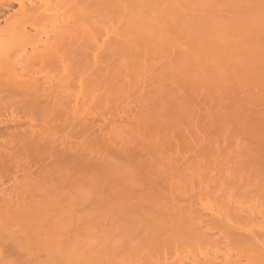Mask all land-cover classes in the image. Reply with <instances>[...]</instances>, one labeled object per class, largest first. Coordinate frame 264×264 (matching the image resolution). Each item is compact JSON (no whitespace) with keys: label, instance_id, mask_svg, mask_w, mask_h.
Listing matches in <instances>:
<instances>
[{"label":"bare ground","instance_id":"obj_1","mask_svg":"<svg viewBox=\"0 0 264 264\" xmlns=\"http://www.w3.org/2000/svg\"><path fill=\"white\" fill-rule=\"evenodd\" d=\"M255 2L256 3L259 2V3L256 4ZM15 4H17L18 6ZM255 4L257 5V7L259 6L261 9H259V7L255 9L256 8ZM262 4H264V0H0V16H4L6 12L9 10L12 11L11 13L8 12L9 13L8 15L6 14V18H4L5 24L2 25L0 23V117H1L0 118V178H1L0 179L1 180L0 181L1 182L0 183V186H1L0 188V264H171V261H170L171 259L169 260V258H171L170 257L171 252L174 251L173 253H175L176 251L177 253V251L179 250V247L180 249L181 247H184L186 245L188 247L189 242H190L189 245H193L192 242L194 243L196 239H197L196 243L199 244L201 242V236H203L204 238H208L210 234H208V232L203 227L205 222L201 218L199 220L197 219L198 212L195 210L196 214H193L194 212L193 213L191 212L190 214L189 213L186 214V209H187L186 207H184L185 212L181 211L183 206H186L185 204L191 203V199H190L191 197L188 198L190 199V201L189 200L185 201L182 198L179 199L177 196L179 195V192L175 190L176 191V193H174L175 197L174 195H172L170 196L172 198L170 197L167 199L164 198V197H168V195L165 194L164 192L165 190L163 189L166 188V185L170 182L163 185L165 180L161 179V176L162 178L164 176L165 178L167 177L166 181H169L170 175L167 171L170 169V167L172 168L175 167L174 164L176 161L174 158L178 156L176 153H178L180 149L178 146L177 148L179 150L177 149L178 151L175 152L174 151L175 146L172 148L171 144H173V142L176 141V140L175 141L172 140L174 139V137H176L175 136L176 133H174L176 129L177 130L182 129L179 132L177 131L178 132L177 137H179L180 135L179 138L185 139L186 137L187 139L188 135H192V137L194 138L195 136H193V134L190 133L192 129L191 126L194 125L195 120L198 121L197 119H199V121L201 122L200 120L201 118L197 117L196 119V116H198L199 113L195 114L197 113L196 111L197 108L195 109V107L203 108V107H207L208 105V107L210 108V106L214 103V102L211 103L212 101H215L216 103V104H213V106L220 104V101L217 99H214V100L213 98H210L208 100L205 99L209 91V88H212V85H216V86L218 85V87L222 86L223 89L221 87L218 88V90L221 89L222 92L226 91L225 89L227 88L230 89L229 88L230 83L233 84L232 81L233 79H236V74H237V72H235L236 68L234 70L233 66H235L236 64H240V65L243 64L242 66H244V68L247 69L245 59H250L248 57L254 54L255 50H256V53L252 56L254 57L256 56L258 58L259 53H260L259 54L260 56L263 55L262 52H264L263 51L264 45H261L260 49L258 47L259 46L258 43L261 42L260 40H263V44H264V38L260 39V37L264 36V14H263L264 12H262L264 11V8L262 7L264 5ZM14 5L16 6V8L19 7L17 8L18 10L14 8L15 7ZM11 9H13L14 11ZM60 11L61 13L65 12L64 18L60 16L61 13H58ZM233 13H235L234 16L232 15ZM58 18H61V19H58ZM240 20L242 23L240 22ZM230 22L231 24H229ZM244 22L245 24L244 26H242ZM107 23L109 25H106ZM250 24L251 26H249ZM229 25L230 26L233 25L235 28L233 26L230 27ZM239 26H241L243 29ZM236 27H239V28H236ZM30 28L32 30H35L36 34L41 35L39 39H35L33 42H29V40L34 37L30 33ZM246 28H248L249 31L246 30ZM203 29H205L204 30L205 32L203 31ZM210 29L212 32L210 31ZM231 29L242 30L241 35H243L244 37L239 36L240 34L238 35L235 34L234 36L235 32L232 31ZM228 30L229 31L231 30V31L227 32ZM245 30L248 31V35H246L247 32L245 34ZM167 31H170V33L167 34L168 33ZM194 32L196 33L194 34ZM207 32L208 34L206 35ZM261 33H263V35H261ZM196 34L197 35L200 34V37H198L199 39L203 38V36L207 37L208 35L210 38V34H211V38H212V39L210 38L212 42V47L210 48L211 57L207 52L205 53L203 52V54L200 53L198 44L193 41V35L195 36ZM190 35L192 38L190 37ZM215 35H219V36H217L216 42H213L216 39ZM184 36L187 38H185ZM237 36L239 37L240 40L237 38ZM182 37L187 40L193 41V43H191V47L198 46L197 48L195 47L196 49L194 48L196 52L195 51L191 52V49L189 51L187 48H184L185 50L184 49L181 50L180 51L181 53L176 51L177 52L176 54V52L172 51L173 52L172 53L170 52V50H168L169 47L171 48L170 44H172V42ZM233 37L236 39L233 40ZM253 38L255 40H253ZM219 40H220V43H219ZM121 41L123 42L124 47L122 46ZM252 42H254L255 45ZM118 43L121 44L122 46L121 49H119L120 45H118ZM153 44H154V47L156 46L154 50H153L154 48ZM158 44L161 45L160 48ZM239 44H241L242 46ZM251 44H253L252 45L253 47L251 46ZM107 45L109 47H107ZM235 45H237L238 47H236ZM232 46H235L236 49L234 50V47ZM28 47L30 48L28 49ZM91 48L92 50L94 48V50L93 51L90 50ZM106 48L110 51H108ZM222 48H224L225 50L223 49L224 50L223 51ZM146 49L147 50L152 49V50H149L148 51L149 53L146 51L147 52L146 53L144 51ZM214 49L216 53L214 52ZM155 50L158 52H156ZM107 51L108 53H106ZM217 51H219V53ZM221 51L223 52V54ZM142 52H144V55L146 54V56L150 55L148 59L147 57H144ZM150 52L151 54H153V52L155 54L151 56ZM167 52L168 53L170 52V54H168ZM104 53L107 56L106 55L102 56ZM165 53H167L168 56ZM220 53L222 55H220ZM171 54L173 57H170ZM224 54L227 55V57L229 58H227ZM239 54H240V57H238ZM243 54H245L246 56L245 55L243 56ZM204 55H207V56L204 57ZM104 57L108 59V62L106 61ZM112 57L113 59L110 62L109 60ZM142 57L145 59H142ZM99 58L101 59L104 58L105 60L104 59L103 60L109 63L107 66H111V64L115 63V67L114 65H112L114 69L112 71L110 70L107 71V69H112L113 67L111 66L110 68H108L106 66V69H105L104 66H102V68H98V70H96L97 67L102 65V61L100 60L101 62L100 63L98 60ZM157 58L159 59V62H157L158 61ZM170 58H174L175 60L170 59ZM206 59H207V62H206ZM220 59H221V64H220ZM154 60L156 61L154 62ZM97 61L101 65L98 64L99 66H97V63H98ZM104 61H103V65H105L106 63V62L104 63ZM117 61L120 64H118ZM144 61H146V63ZM162 61H164L166 64L164 63L165 64L164 65L163 63H161ZM225 61H227V65L230 66L229 68L233 67L231 70L228 68V66H224L226 68L223 67V64L226 65ZM231 61L232 63H230ZM240 62H242V64ZM149 63H152V64H149ZM196 63L198 64L200 63L199 64L200 68H197L199 72H197L196 69L195 71L193 69V66H194L193 64H196ZM202 63L203 64L205 63V64L203 65ZM207 63L211 65L209 64L207 65ZM146 64L148 68L146 67ZM156 64L157 65L160 64V65L157 66ZM148 65H151V66H148ZM174 65L175 67H173ZM217 66L219 68H217ZM154 67L156 68L154 69ZM159 67L161 69H159ZM93 68L95 69L93 70ZM103 68H104V71H103ZM99 69H101L102 71ZM116 69L118 71L114 72ZM200 69L202 71H200ZM207 69H209L208 71L210 72H207ZM71 70L72 71L75 70L77 74H75V72L74 74L79 77L75 78V75L72 73ZM91 70L95 72L93 73ZM162 70L163 72L165 71L164 73H166L164 75L166 76L165 80H164V77L163 78L161 77L163 74ZM182 70L184 72H182ZM221 70L224 71L225 74L229 73L228 76L222 74L224 72H222ZM58 71L60 73H58ZM100 71L102 74L100 73ZM109 71H110V74L112 73L114 75L106 76L107 79H104L105 78L104 76L106 74L108 75ZM157 71L159 72V75L162 73L161 76L156 77L157 82H159L158 80H160L161 82L163 80L162 83L164 84L159 82L160 84L159 85L157 84L156 80H153V78L157 74ZM166 71L169 72L168 73L169 75L167 74ZM216 71L218 74L216 73ZM220 71L222 73H220ZM55 72H57L58 75L59 74L64 75L62 77L61 76L59 77L57 74H55L57 75V78H59V83H58V79L54 75ZM105 72L107 73L105 74ZM150 72L151 74L149 75L148 73ZM202 72L204 75L202 74ZM95 73L97 76L95 75ZM198 73L201 75V77L204 76L201 78L202 81H198L196 79L197 75L199 76ZM69 74H71L72 76L69 77ZM99 74H101V76ZM232 74L234 75V77H232L233 76ZM210 75L212 76V78L214 77L213 79L215 82L210 79L207 80L208 77H211ZM151 76H154V77L151 78ZM230 76L232 78H230ZM90 77H91V80H90ZM112 77L113 79L115 78L114 81ZM116 77L119 78L120 80L117 79ZM135 77H138L139 79H135ZM140 77L142 78L140 79ZM160 77L162 79H159ZM221 77L223 79H221ZM86 78H88V80H86V82H83ZM143 78L145 80H143ZM180 78L181 80L184 81V82L182 81L183 85L181 84ZM188 78L189 79L191 78L190 82ZM52 79L53 80L57 79L56 80L57 83L56 81L53 82ZM60 79H61V83H60ZM81 79H83V81ZM68 80H72V81L74 80L78 83H83L85 85L84 86L82 84V86L84 87L83 89L82 88L81 89L84 90V93H86V95L88 94V96H86L83 93V91L80 92L81 91L80 89L78 90L79 92H75V93H80V94L78 95L71 94L70 98L72 96L73 97L77 96V98H80L81 96H83L84 98L87 97L88 100L86 99L84 100L83 97L80 98L87 108L84 105H82L83 104L82 102H81L82 104L80 103L81 105H78L79 108H77L78 106L76 104L77 103L79 104L80 101L78 102V99L76 97L75 98L77 100L76 99L75 100L77 101V103L74 104L76 105L75 106L76 108L74 107L73 104H71V107H70L69 101L73 99L69 98V94H66L67 92L65 94L64 92L63 94H61L62 92L59 93L60 85H62L61 87H67L68 85L69 86L72 85L74 87V84L76 85V82L74 81L69 82ZM89 80L91 81V83L89 82ZM139 80L140 81L143 80L144 83L143 82L142 83L144 85L140 83ZM148 80L152 81L151 85H150L151 81L148 82ZM196 80L200 84H196L197 83ZM229 80L231 81L230 83H229ZM105 81L108 82V84ZM218 81H220L221 83ZM111 82L114 86L112 88H111L112 86ZM153 82L156 85H159L158 88L155 84H153ZM85 83L86 84L89 83L88 84L89 86L88 85L86 86ZM104 83L106 84L104 85ZM139 83H140L141 89H140ZM226 83H228L229 85L228 84L226 85ZM117 84L119 86H117ZM205 84L207 86H205ZM152 85H154V87ZM165 85L167 89L165 88ZM196 85L199 88L204 87V88H201V90L204 89V91L199 90V88H197ZM242 85H243V88L241 90L243 92H247L249 87L247 85H246L247 87L246 86L244 87V84ZM115 86L117 88H115ZM155 86H156V89L155 91H153ZM170 86L172 87L170 88ZM94 87L96 90L94 89ZM101 87L103 90L106 88V91L103 92ZM143 87L144 88L146 87L147 91L149 92V93L147 92L149 95L144 94L146 95L145 96L146 98L144 96H143L144 98L141 96L143 98V106L146 108L145 109L146 111L144 110L143 112L142 108L144 109V107L143 106L141 107V105H139L140 111H141L140 113H142V115L144 116V120L142 119L143 116L140 113H139L140 115L139 114L137 115V118L138 116L139 118L138 119L136 118L135 122L133 121L131 123L129 122L130 120L128 119H127L128 121L126 120L130 124L125 123L126 121L125 122L120 121L124 119L125 116L124 118L119 117L121 119L117 120L118 116H121V113H120L121 108L125 107L126 109L127 107L123 103L125 99L129 98V99H126V104H127V101L133 102L134 100H130V99H133L131 98V96L133 95V94L131 95V93L133 92L135 94L136 92H140L142 90L145 91ZM57 89L59 91L56 93ZM72 89L73 88H71L70 91L74 92ZM150 89L151 90L153 89V90L151 91ZM174 89L176 90V92ZM184 89L185 91L187 89L186 92L188 93H185L184 91H182ZM98 91L99 92L101 91V92L99 93ZM107 91L111 93L112 96L109 95ZM112 91H115L116 93ZM121 91L123 92L121 93ZM160 91L161 92L163 91L164 93L162 92L161 94ZM180 91H182V94ZM92 92L96 94L97 97H98L97 95L98 93L100 95H102L101 93L104 94V96L103 95L101 96L103 98H101L100 96L97 98L98 102L96 103L97 105L99 103L100 106L99 105L97 106L95 101L92 102L94 108L96 106L95 111H97L99 108L102 107L101 109H99L100 111L98 110L100 114L97 111L98 116H101L103 118L105 117L104 115L106 113L103 111V109L107 111V113H109L108 109L110 110V113H112V110L113 112L116 110L117 112L120 111L118 112V114L116 112L118 116L116 119H114L115 121H118V122L113 121V118H111L112 119L111 121L110 119H108L109 117H105V118L107 119L108 123L110 121L109 125H113L109 127L110 130L114 129V128L111 129L112 127H114V124H115V128L117 125L119 126V124L121 125V127L123 126L122 129L124 130H122L120 127L119 130L114 129L113 131L114 134L112 132L111 133L116 138L119 135L118 132H120L121 130L120 133H122L123 135L122 134L121 136L119 135L118 138H116V141L117 142L119 141L118 144H120L121 142L120 140L123 139L122 145L120 144L121 148H123L121 152L126 148L129 151V152L127 151V155L126 153L125 155H123L120 151H117L116 153H111L112 152L111 151L108 153V150L110 149H107L105 147L104 151L107 150L106 153L110 154L106 156V158H108L107 159L108 161L106 160L103 161V158H101L100 156H99L100 158L96 159L98 155L97 154L94 155V152H99V151L95 147L97 146L100 147V145L102 144L97 145V146L95 144L103 143L100 140L101 139L103 140V138L106 140L107 138L106 135L108 134L107 133L102 134L101 132L103 131L102 128H100L101 131L99 129H98L99 131L97 130L98 135H96L97 133L91 134L89 132H90V129L92 130V127L95 126L94 125L95 122L92 120H88L87 118L84 117V119H87L86 120L87 122H86L82 118L84 115L83 116L81 115V117L77 119L78 115L80 116V114L84 113L83 111L84 109L86 113V110L93 107L92 105L91 107L89 105V103L92 104L91 99L93 100L94 98V94ZM175 93H178V94H175ZM196 93L198 95L199 94L201 95V96L199 95L201 99L200 97L198 98V100H200L201 102L200 101L194 102V97L192 99V96H194ZM79 95L81 96L79 97ZM137 95H140V94L137 93ZM162 95L165 97H163ZM176 95H178V101H177ZM106 96L108 97L110 96V100L108 97H107L108 98L107 100ZM120 96L122 97V99L120 98ZM150 96L151 97L153 96L152 97L153 100ZM184 96L186 97L185 99H184ZM156 97L158 98V100ZM166 97L167 99H165ZM114 98L118 99L119 101L115 100ZM136 98L137 96L135 97V99ZM150 98H151V101H150ZM159 98H160V102H159ZM190 99L193 100V103L195 104L194 106H193L192 100ZM156 100L159 103L156 102ZM216 100L218 101L219 104L217 103ZM188 103L190 104L188 105ZM202 103H203V106H202ZM102 104H104V108ZM106 104L110 106H107ZM122 104H124L125 106L124 105L122 106ZM111 105H114L113 107H115V109L112 108ZM133 105H135V102L133 103ZM106 106L108 108H106ZM120 106L121 108H119ZM162 106L165 109H162L163 108ZM81 107H82V111H81L82 113L79 112L78 110ZM128 107H130V105ZM128 107H127V110L129 112L130 108ZM118 108L120 110H118ZM205 109L206 108H204V110ZM130 110L132 111L134 109L132 108ZM150 110H151V114H150ZM152 110L154 111L155 114L153 113ZM159 110L162 111L163 113L160 112ZM186 111L187 112L191 111V112L187 113ZM156 112H158V114H156ZM219 112L222 115L223 114L226 115V113H224L222 109L219 110ZM193 113L196 115L194 118L195 120L192 122H188V120L193 119L194 117ZM205 113L207 114L208 111ZM2 115L3 116L6 115L7 118L3 120ZM152 115L154 116L156 115V116L152 117ZM184 115L186 116L185 118L187 120L183 119ZM94 116L97 117V115H94ZM254 116L256 117L255 119H257L255 120L253 118L255 120V123L256 121L260 123L261 120H263L261 119L263 116L259 115L258 118H257L258 114L257 116L256 115ZM23 117L24 119H22ZM73 118H75V120ZM105 118L104 120H106ZM184 120H185V123H184ZM224 120H227V118ZM254 120H251V121L254 122ZM139 121L143 123H140ZM263 121L262 123L260 124L258 123L257 125L263 124L264 123ZM123 123L125 124V127ZM197 123L195 124L197 125V127L194 125V128L198 129ZM90 124H92V126ZM132 124L134 126H132ZM144 124H146L147 126ZM181 124H183L184 126ZM61 125H62V128L61 130H59V127ZM139 125L142 127L144 125L146 126V128L147 127L148 128L146 129L143 127V130H142V128H140ZM179 125L183 127H180ZM135 126L138 128V130L137 128L136 129L134 128ZM222 126H224V123L222 124ZM186 127L187 128L189 127L191 129L188 128L189 131L187 132ZM139 128L142 130L140 134L144 135L145 132H147L148 135L145 134L146 138L144 136V139L145 140L149 139L150 142L154 143L155 147L150 142L149 143L151 145L145 142L147 144V145L143 144L145 146L143 145L137 146V144H141L142 142L141 143L136 142L135 143L136 145L131 143L132 141L131 140L132 137L130 138V136H132L131 134L133 133V135L135 136L137 134L136 130L137 132L141 131ZM128 129L131 131H128ZM151 129L152 130L161 129L160 130L161 132L160 134L162 136L161 139L164 140V143L162 142V140L158 141L157 137H160L159 134H158L159 136H156V138H153L154 133L150 131ZM168 129L172 130L171 132L174 134H172L170 130L167 131ZM58 130L60 132H58ZM262 130H261V133H260V130L258 131L259 132L258 135L257 133L255 135L252 134L253 138L259 139L261 137L260 136L261 134L263 137L264 135L262 133ZM61 131L64 133H62ZM165 131L167 133L170 132V134L168 133L169 134L168 135ZM192 131H193L192 133L194 134H197L199 132V130H195L196 131L195 133L193 129ZM129 132L130 133L132 132V133L130 134ZM183 132L185 135H183ZM240 132L241 130L240 131L238 130V133ZM85 133H89L93 136H91L92 137L91 141L82 140L83 141L81 142L82 145L85 143L83 147L79 141L78 142L75 141L76 139L74 137L78 135V137L77 136L76 137L79 138V136L81 135L82 137L85 136L86 138L87 137L86 135H89V134H85ZM163 133H165L166 135L164 134L165 135L164 136ZM179 133H181L182 135ZM186 134L188 135L186 136ZM171 135H173V138ZM95 136L96 137L100 136L99 138L101 139H97V141L94 142L96 139ZM170 136L172 139L169 138ZM111 138L113 137L111 136ZM179 138L178 140H180ZM202 138L203 137H201V139ZM93 139L94 141H92ZM124 139H127V140H124ZM203 139H202L203 141L208 139L207 135H206V138L204 137ZM185 140L184 142H186ZM188 140L186 143H188L189 145L195 144L193 143V141L192 143H189ZM180 141L182 144L183 140H180ZM168 142H170L169 143L170 147H168L167 145ZM129 143L133 146L129 145ZM89 144L90 145L93 144V148L89 147L90 146ZM157 144L158 145L161 144V145L157 146ZM164 144L165 146H162ZM176 144L177 143H175V145ZM123 145H126V146L124 147ZM148 145H150V147H147ZM128 146L131 149L132 148L133 149L130 150ZM166 146L169 148V150L167 149ZM157 147L158 148L160 147L159 148L160 150ZM103 148H104V145H103ZM121 148L119 147V149ZM148 148L149 149L151 148V151H152V148L154 149L157 148L156 149L157 152L156 151L154 152V150L152 151L155 155L151 151L149 152ZM162 148L166 150H162ZM171 148L173 149V153L175 152V154L177 155V156L175 155L176 157H174L173 155L174 157L173 159L169 157V155L173 154L172 152H171L172 154L171 153L169 154ZM260 149L258 148L257 150H255L257 152V155H258V152L259 154L264 153V150L263 152H261ZM161 151L163 153L167 151V153L163 154ZM180 153H181V150H180ZM252 153L254 154V156L256 155L254 151ZM92 154L93 156H91ZM90 156L93 158V160ZM168 158L173 161L170 162ZM176 159H180V158H176ZM253 159L257 160L256 158H253ZM261 159L260 161H263L264 163L263 158ZM164 160L165 161L168 160V161L165 162ZM260 161L258 159L257 161L244 165L246 166L245 169H248L247 167H249V172H250V169H251L250 167L253 166L251 164H256L258 167L256 165L254 166H256L258 170H255L256 168H254L251 170V173L252 171L254 174L257 173L256 171H258L259 173L261 171L262 173V171L264 170V164H262ZM257 162L259 163V165ZM162 163L164 165L166 164V166L163 165L164 168L166 167L169 169L168 170L166 169L165 171L164 168L161 167ZM260 163L263 166H261ZM167 165H171V166L168 167ZM200 165L201 164H199L198 166ZM192 167L195 168V166L191 165V168ZM259 167H261L260 168L261 170L259 169ZM164 172L165 173L167 172L166 174L168 175H165ZM184 173L186 174V172ZM259 173H258V176L259 175L260 176L258 178L260 182L259 180L257 182H259V184H262L261 190L263 192V199H264V183H263L264 171L262 173L263 176L261 175V173L260 174ZM4 179H8L7 184L4 182ZM156 180L158 181L157 183L155 182ZM160 181L163 183L162 184L163 186L159 185ZM82 183H89L91 186H93L94 187L93 194H95L96 196L94 195L95 196L94 197L92 195L90 191L91 188L90 189H87V188L79 189L80 184ZM153 183L154 184L156 183L158 185L149 186L150 184H153ZM71 187L72 188L74 187V188L71 189ZM74 189L77 190V193H80V192L83 193L85 191L82 195L79 194L83 197V199H85V201H83V199H81L82 197L78 196V194L76 196V191H74ZM149 189L150 191L151 190L152 191L149 192ZM79 190L80 192H78ZM145 190L147 191L145 192ZM69 193L72 195H70ZM90 193H91V196H93V198L88 197L90 196L89 195ZM191 195L192 194L190 193L189 196ZM68 197H71L70 200H68ZM77 197L79 198L78 200L75 199ZM86 197L88 198L86 199ZM92 199H94L96 202L93 201ZM79 200L80 201L82 200L81 201L82 203L84 202L86 203V200H88V204L92 201L93 205L91 203H90L91 206L87 204L89 208H92V206L94 207V209L92 208L90 210L95 211L96 208L94 206V202L96 203V206L99 203V205H103L105 207L104 209H102L105 213H103V211L101 210V207L100 209L99 208L96 209V212L99 209L100 211H102L101 212L102 214H105V217L102 215L103 216L102 218L100 217L101 216V214H99L100 212L99 211H98L99 213L97 212V214H99V217L102 220L101 219L93 220V218L89 220L91 217L88 214L89 215L88 217H90L88 221L84 223V221L82 220L81 222H83L82 228L85 226L87 227V229L89 228L90 231L93 230L94 234L96 232L95 236L97 234H100L99 237H101L102 239L103 238H106V239L102 240L100 238L99 239L100 241L96 240L95 238H97L98 235L95 238H93L94 234L91 233L92 231L90 232L89 229L87 230L84 227L85 231H87L85 232L82 228L80 230L78 224H76L77 226H75V223H76L75 220L76 219L79 220V217L77 218V215L72 217L73 214H71V211L69 209H73L72 207L73 206L75 207V205H73V202L79 201ZM102 202H106L107 204L104 205V203ZM77 203L80 204L79 202ZM85 203L83 204L84 206H85ZM99 205L97 207H99ZM78 206L80 207V205ZM190 211H192V208ZM69 212L71 215L69 214ZM226 213H227V209L225 213H222L221 216L219 215L220 214L219 213L218 214L219 216H217V218L227 224L230 222V225L232 224V221L237 220V216L234 219H231V218L228 219L229 214L225 215ZM91 215H94L95 218H99L98 216H95L96 214L92 213ZM82 216H85V215H82ZM71 217H72L73 222L75 221V223H73L72 220L70 221ZM245 217L246 216L243 217L241 215L238 217L239 221L240 220L245 221L244 225H246V227L241 226L242 228H244V232H239L235 235H233L234 233H230L227 236V240L233 243L238 242L239 244H241V242L246 243V244L248 243L246 245L247 253L250 256H252L254 259H257L253 261L254 262L253 264H264V235H262L263 237L261 236V234H264V228H263V232L259 234V229L261 230V227L264 225L261 226L259 224L261 227H259L258 229L257 228L258 225H256L254 222H251L253 221L252 218L250 219L249 217L247 218ZM217 218L213 219L214 224L218 222ZM82 219H84V217ZM196 219L198 220L197 223H195ZM100 220L104 222L110 221L108 222L109 223L108 227L110 228L114 227V233L112 232L113 228L111 231H110V228H107V227L100 229L101 225H103V227L105 226L104 223L101 222ZM78 222L79 221H77V223ZM81 222L79 224H81ZM107 222L105 223L106 226H107ZM250 223H254V225L248 226L250 225ZM68 224H73L76 229L79 228V230L77 229L78 231L83 230L82 233L83 234L86 233L87 238L84 239V237L86 236L84 234L85 236L83 237V239L85 241H83V243H81L79 246L77 245L78 241L79 242H82V241H80V239L76 240V238L78 239L77 236H79L80 238L79 234H81V236L83 235L81 232H79L78 234V232H76L77 230L74 231L73 229L74 227L73 228L68 227ZM255 225L257 227H254V228L255 229L257 228L258 231L252 228V226H255ZM68 228L73 229L74 234H72L73 231ZM94 228L97 229L98 232ZM105 229H109V230H105ZM99 230L100 232L102 230L108 231V232L102 231V233L107 234L108 237H110L109 236L111 235L110 233H112L113 236L111 235L110 238H107L106 235H105L106 237L104 235L102 236V233H100ZM68 231H72L71 235H74V237L75 236L76 237L73 238V236H71L72 238L69 239L70 232L68 233ZM88 232H90L91 235L93 234L92 237L88 236L87 234ZM90 238L94 240L90 241L91 240ZM74 239L77 242L76 241L74 242ZM187 242L188 244L185 245V243ZM176 247L178 248L177 250H176ZM172 248H173V251L171 250L169 252L168 249H172ZM205 257L207 258L203 262L199 261L198 257L197 259L196 257H193L194 258L193 264H229V261L228 262L226 261L225 263H223V262H220L217 258L215 259L210 258L208 254ZM179 258L180 257L178 256L177 260H179ZM172 262L173 264H176V263L179 264V262H182V261L179 260V262H175L173 260Z\"/></svg>","mask_w":264,"mask_h":264},{"label":"rangeland","instance_id":"obj_2","mask_svg":"<svg viewBox=\"0 0 264 264\" xmlns=\"http://www.w3.org/2000/svg\"><path fill=\"white\" fill-rule=\"evenodd\" d=\"M253 3V2H252ZM256 3V2H255ZM257 3H259V2H257ZM256 3V4H257ZM260 3H261V1H260ZM255 4V9H257L258 7H257V5ZM15 5H17V4H15ZM14 5V6H15ZM262 5H264V4H262ZM18 6V5H17ZM263 8H264V6H262ZM14 8H16V6L14 7ZM13 8V9H14ZM17 8H19V7H17ZM16 8V9H17ZM13 9H11V10H13ZM259 9H261L260 7H259ZM18 10V9H17ZM210 10V9H209ZM14 11V10H13ZM231 11V10H230ZM236 11V10H235ZM234 11V12H235ZM239 11V10H238ZM260 11V10H259ZM8 12H12V11H7L6 12V14L8 15L9 13ZM233 12V11H232ZM231 12V13H232ZM262 12H264V11H262ZM58 13H61V11L60 12H58ZM202 13V12H201ZM200 13V14H201ZM228 13V12H227ZM226 13V14H227ZM230 13V14H231ZM241 13V12H240ZM259 13V12H258ZM6 14L4 15V16H0V23L2 24V25H4L5 24V22H4V18H6ZM234 14L235 13H233L232 15L234 16ZM238 14V13H237ZM264 14V13H263ZM60 15V14H59ZM240 15V14H239ZM259 15V14H258ZM60 16H62V18H64L65 17V12L64 13H61V15ZM227 16V15H226ZM225 16V17H226ZM254 16V15H253ZM257 17V16H256ZM231 18V17H230ZM234 18V17H233ZM238 18V17H237ZM55 19H57V18H55ZM58 19H61V18H58ZM226 19V18H225ZM241 19V18H240ZM252 19V18H251ZM258 19V18H257ZM52 20V19H51ZM227 20H229V19H227ZM232 20V19H231ZM255 20V19H254ZM49 21H50V19H49ZM240 22H241V20H240ZM227 23H228V21H227ZM242 23V22H241ZM251 23V22H250ZM229 24H231V22L229 23ZM233 24V23H232ZM244 24H245V22L242 24V26H244ZM248 24V23H247ZM106 25H109L108 23L106 24ZM234 25V24H233ZM233 25H231V26H233ZM239 25V24H238ZM209 26V25H208ZM230 26V25H229ZM230 26V27H231ZM248 26V25H247ZM249 26H251V24L249 25ZM195 27V26H194ZM226 27H228V26H226ZM234 27V26H233ZM239 27H241V26H239ZM239 27H236V28H239ZM204 28V27H203ZM235 28V27H234ZM242 28V27H241ZM245 28V27H244ZM255 28V27H254ZM196 29V28H195ZM243 29V28H242ZM250 29V28H249ZM205 29H203V31H204ZM206 30H208V29H206ZM225 30H227V29H225ZM225 30H224V32H225ZM232 31H234L235 33H234V36H235V34H240L239 36H243V35H241L242 34V30H233V29H231ZM230 30V31H231ZM246 30H248V28H246ZM245 30V34H246V32H247V34L246 35H248V31H246ZM254 30V29H253ZM259 30V29H258ZM201 31V30H200ZM202 31V32H203ZM210 31H211V29H210ZM229 30L227 31V32H230ZM256 31V30H255ZM260 31H261V29H260ZM168 33L167 34H169L170 33V31H167ZM205 32V31H204ZM212 32V31H211ZM226 32V33H227ZM30 33L34 36L33 38H31L30 40H29V42H33L35 39H39L40 37H41V35L40 34H36V31L35 30H32L31 28H30ZM172 33V32H171ZM193 33V32H192ZM196 32H194V34H195ZM199 33V32H198ZM223 33V32H222ZM232 33V32H231ZM252 33V32H251ZM250 33V34H251ZM202 34V33H201ZM205 34V33H204ZM203 34V35H204ZM208 34V32L206 33V35ZM218 34V33H217ZM258 34V33H257ZM202 35V36H203ZM233 35V34H232ZM245 35V36H246ZM254 35H256V34H254ZM260 35V34H259ZM258 35V36H259ZM261 35H263V33H261ZM182 36V35H181ZM213 36V35H212ZM216 36V39H215V41H213V42H216V40H217V36H219V35H215ZM224 36V35H223ZM229 36V35H228ZM250 36V35H249ZM43 37V36H42ZM185 37V36H184ZM190 37H191V35H190ZM198 37H200V34L199 35H193V41L195 42V43H197L198 44V46H199V49H200V53L201 54H203V52L205 53V52H207L209 55H210V48L212 47V42H211V40H210V38H211V34H210V38H209V35L207 36V37H205V36H203V38H198ZM205 37V38H204ZM222 37V36H221ZM225 37V36H224ZM232 37V36H231ZM244 37V36H243ZM242 37V38H243ZM253 37V36H252ZM257 37V36H256ZM185 38H187V37H185ZM185 38H179V39H176V41H174V42H172V44H170L171 45V48L169 47L168 48V50H170V52H180L181 50H183L184 48H187L189 51H190V49H191V52L193 51H195L196 52V50H194V48L196 47H191V43H193V41H191V40H187V39H185ZM192 38V37H191ZM223 38V37H222ZM227 38V37H226ZM237 38L239 39V37L237 36ZM248 38V37H247ZM263 39L264 38V36L263 37H260V39ZM212 39V38H211ZM220 39V38H219ZM225 39V38H224ZM236 38H234L233 37V40H235ZM221 40V39H220ZM220 40H219V43H220ZM232 40V39H231ZM240 40V39H239ZM253 40H255L254 38H253ZM253 40H251V41H253ZM118 41V40H117ZM222 41V40H221ZM250 41V40H249ZM248 41V42H249ZM261 42H259L258 43V47H259V49H260V46L261 45H264L263 44V40H260ZM223 42V41H222ZM233 42V41H232ZM238 42V41H237ZM236 42V43H237ZM243 42V41H242ZM246 42V41H245ZM257 42V41H256ZM114 43V42H113ZM112 43V44H113ZM160 43V42H159ZM235 43V44H236ZM241 43V42H240ZM251 43V42H250ZM252 43H254V42H252ZM121 44H122V46H123V42L121 41ZM121 44H119L118 43V45H120V48L119 49H121L122 48V46H121ZM149 44V43H148ZM168 44V45H169ZM217 44H218V42H217ZM228 44H229V42H228ZM233 44V43H232ZM238 44V43H237ZM109 45V44H108ZM107 45V47H109ZM159 45V44H158ZM167 45V46H168ZM188 45V46H187ZM190 45V46H189ZM227 45V44H226ZM239 45H241V44H239ZM245 45V44H244ZM253 44H251V46H252ZM254 45H255V43H254ZM116 46V45H115ZM143 46V45H142ZM146 46H148V45H146ZM151 46H152V44H151ZM160 46L161 45H159V48H160ZM164 46H166V45H164ZM197 46V47H198ZM217 46V45H216ZM215 46V47H216ZM220 46V45H219ZM236 47H238L237 45H235ZM235 46H232V47H234V50L236 49L235 48ZM242 46V45H241ZM106 47V46H105ZM119 47V46H118ZM124 47V46H123ZM149 47H150V45H149ZM153 47H154V44H153ZM156 47V46H155ZM155 47L153 48V50L155 49ZM163 47V46H162ZM162 47H161V49H162ZM196 47V48H197ZM244 47V46H243ZM249 47V46H248ZM253 47V46H252ZM252 47H250V48H252ZM30 47H28V49H29ZM113 48V47H112ZM116 48V47H115ZM144 48V47H143ZM147 48V47H146ZM152 48V47H151ZM195 48V49H196ZM217 48V47H216ZM225 48V47H224ZM224 48H222V50L224 49ZM231 48V47H230ZM107 49V48H106ZM111 49V48H110ZM114 49V48H113ZM157 49H158V47H157ZM262 49V48H261ZM90 50H92V48L90 49ZM93 50H94V48H93ZM92 50V51H93ZM101 50V49H100ZM108 50V49H107ZM112 50V49H111ZM115 50V49H114ZM118 50V49H117ZM149 50H152V49H149ZM149 50H144L145 52L147 51H149ZM185 50V49H184ZM225 50V49H224ZM223 50V51H224ZM231 50V49H230ZM234 50H233V52H234ZM242 50V49H241ZM91 51V52H92ZM99 51V50H98ZM104 51V50H103ZM108 51H110V50H108ZM108 51L106 52V53H108ZM156 51V50H155ZM154 51V52H155ZM188 51V52H189ZM220 51V50H219ZM219 51H217L218 53H219ZM249 51V50H248ZM264 51V50H263ZM90 52V51H89ZM146 52V53H147ZM153 52V54H155L156 52H158V51H156L155 53ZM170 52L168 53V54H170ZM172 52V53H173ZM177 52H176V54H177ZM186 52V51H185ZM198 52H199V50H198ZM214 52H215V49H214ZM222 52V51H221ZM247 52V51H246ZM246 52H244V53H246ZM258 52V51H257ZM261 52V51H260ZM95 53V52H94ZM102 53V52H101ZM143 53V55H144V52H142ZM149 53V52H148ZM167 53H165L167 56H168V54ZM181 53V52H180ZM212 53V52H211ZM216 53V52H215ZM235 53H237V52H235ZM251 53V52H250ZM255 53H256V50H255ZM254 53V54H255ZM259 53V52H258ZM91 54H93V53H91ZM97 54H98V52H97ZM150 54H151V52H150ZM153 54H151V56L153 55ZM175 54V53H174ZM175 54V55H176ZM179 54V53H178ZM200 54V55H201ZM207 54V55H208ZM222 54H223V52H222ZM221 53H220V55H222ZM227 54V53H226ZM231 54V53H230ZM229 54V55H230ZM254 54H252V55H254ZM260 54V53H259ZM258 54V58L255 56H252V55H250L248 58H250V59H245V61H246V67H247V69H245L244 68V66H242L243 64H242V62H240L242 65H240V64H236L235 66H233L234 67V70H235V68H236V71L235 72H237V74H236V79H233V81H232V83L233 84H231L230 82V80H229V83H230V86H229V88L230 89H228V91H227V89H225L226 91H223L222 92V90L220 89V90H218V88H222V86H220V87H218V85L216 86V85H212V88H209V91H208V93H207V95H206V97H205V99H210V98H213V100L214 99H217V100H219L220 101V104L218 103V101H217V103L219 104V105H215V106H213V104H216L215 103V101H212V99H211V103H213L211 106L213 107V109H212V107L210 106V108L208 107V105H207V107H195V109L197 108V113H195V114H198V116H196L194 113V117H193V119L192 120H188V122H192V121H194L195 119V116H196V119H197V117L198 118H201L200 120H201V122L199 121V119H197L198 121H194V125L197 123L198 124V129L197 128H194V125L193 126H191L192 127V129L194 130V132L196 133V131L195 130H199V132L197 133V134H194V133H192L193 131H192V129L191 128H189V129H191V134H193V136H195L194 138L192 137V135H188V134H186V136L188 135V137L191 139V141H190V139L187 137V139H186V137H185V139H182V138H179L180 137V135H179V137H177L178 136V132L179 131H181L180 129L179 130H177L176 129V131L174 132V133H176L175 134V136L176 137H174V139H172L173 138V135H171L172 136V138H171V136L169 137L170 139H172V140H176L175 142H173V144H171V147L173 148L174 146H175V152L176 151H178L179 149L181 150V153H180V150L178 151V153H176L175 154V152L173 153V149L171 148L170 149V152H169V154L171 153L172 155H169V157H171L172 159L174 158V157H176V158H180V159H176V158H174L175 159V164H174V166L175 167H170V169L169 168H164L163 167V163H162V166L161 167H163L164 168V170L166 171V169L168 170L167 172L169 173V175H170V179H171V181H170V179H169V181H166V178H165V176L162 178V176H161V179H164L165 181H164V184L160 181L159 183V185L161 186L162 184L163 185H165V184H167L168 182H170V183H168L167 185H166V188H164L163 190H165L164 192H165V194L166 195H168V197H164V198H169L170 196H172V195H174V193H176V191L177 192H179V195H177L178 196V198L179 199H183V200H185V201H187V200H189L190 201V199H191V203H189V204H185L186 206H183V208H182V210L181 211H183V212H185V209H184V207H186L187 209H186V214H190L191 212L193 213V214H196V212H195V210L198 212V220L201 218L204 222H205V224H204V229L208 232V234H210V236L208 237V238H204L203 236H201V242L198 244V243H196V241H197V239L195 240V242L193 243L192 242V244L193 245H189L190 244V242H189V244H188V242L187 243H185V245L186 244H188V247H190V248H188L187 247V245L186 246H184V247H181V249H180V247H179V252L177 251V253H176V251H175V253L177 254H175V253H173L174 251H173V248L172 249H168V251L170 252L171 250L173 251V252H171L170 253V257L171 258H169V260L171 261V264H173V260L175 261V262H179V260L180 261H182V262H179V264L181 263H184V264H193V261H194V258L193 257H196V259H197V257H198V260L199 261H201V262H203V261H205L206 260V258L207 257H205V256H207V254H208V256L210 257V258H213V259H215V258H217L220 262H223V263H225L226 261L228 262L229 261V264H253L254 262V260H257V259H254L252 256H250L248 253H247V244L246 243H243V242H241V244H239L238 242L237 243H233V242H229L228 240H227V236L230 234V233H234L233 235H235V234H237V233H239V232H244V228H242V227H246V225H244V223H245V221H241V223H240V221L238 220V217L241 215V216H246L245 218H247V217H249L250 219L252 218V220L253 221H251V222H254L256 225H258V227L255 225V226H252V228H254V227H257L258 229H259V227H261L262 225H264V199H263V192H262V190H261V185L262 184H259V182H260V180H259V176H258V171H256L257 173H253V171H252V173H251V170L252 169H254V168H256V164H251V165H253V166H251L250 168V172H249V167H247L248 169H245V167L246 166H244V165H246V164H250V163H252V162H254V161H257L258 159H259V161H260V159L261 158H263V160H264V153L262 154H259V152H258V155H257V152L255 151V150H257L258 148L260 149L261 147H263L264 148V136L262 137V134L260 135L261 137L259 138V139H255V138H253V136H252V134H256L257 133V135L259 134V130H260V133H261V130L262 129H264V123L263 124H261V125H257L259 122L258 121H256V123H255V120H257V119H255L256 117L254 116V115H256L257 116V114H258V116H257V118L259 117V115L260 116H263L261 119H263L264 120V52H262V56H260ZM106 54L104 53L102 56H105ZM207 55H204V57H206ZM213 55V54H212ZM215 55H217V54H215ZM225 55V54H224ZM245 54H243V56H244ZM101 56V57H102ZM107 56V55H106ZM142 56V55H141ZM150 55H147L146 56V54L144 55V57H147V59H148V57H149ZM158 56V55H157ZM161 56V55H160ZM167 56H165V57H167ZM177 56H179V55H177ZM191 56V55H190ZM202 56V55H201ZM214 56V55H213ZM226 57H227V55H225ZM246 56V55H245ZM163 57V56H162ZM170 57H173L172 56V54H171V56ZM209 57V56H208ZM210 57H211V55H210ZM209 57V58H210ZM220 57V56H219ZM236 57V56H235ZM238 57H240V54H239V56ZM105 59H106V57H104ZM104 58H99L98 60H99V62H100V60L102 61V65L98 62H96L97 63V66H99V65H101V66H99V67H97V66H95V67H97L96 68V70H98V68H102V66H104V68L106 69V66L109 64V63H107L108 62V59H106V61H104L105 59ZM108 58V57H107ZM154 58V57H153ZM174 58H176V57H174ZM174 58H170V59H174ZM216 58V57H215ZM224 58V57H223ZM227 58H229V57H227ZM104 59V60H103ZM113 59V57L109 60L110 62H111V60ZM142 59H145V58H143L142 57ZM158 59V58H157ZM156 59V60H157ZM163 59V58H162ZM165 59V58H164ZM212 59V58H211ZM240 59V58H239ZM97 60V59H96ZM151 60V59H150ZM156 60H154V62L156 61ZM161 60V59H160ZM169 60V59H168ZM175 60V59H174ZM203 60H205V59H203ZM232 60H233V58H232ZM103 61H104V63H105V65H103ZM115 61V60H114ZM113 61V62H114ZM149 61V60H148ZM147 61V62H148ZM153 61V60H152ZM230 61V60H229ZM236 61H238V60H236ZM235 61V62H236ZM141 62H143V61H141ZM145 63H146V61H144ZM157 62H159V59H158V61ZM166 62H167V60H166ZM171 62V61H170ZM178 62H180V61H178ZM196 62V61H195ZM198 62V61H197ZM206 62H207V59H206ZM209 62V61H208ZM212 62V61H211ZM210 62V63H211ZM216 62V61H215ZM226 62V65L225 64H223V67L224 66H228L227 65V61H225ZM95 63V64H96ZM117 63H118V61H117ZM153 63V62H152ZM152 63H149V64H152ZM161 63H165L164 61H162ZM183 63V62H182ZM193 63H194V61H193ZM230 63H232V61L230 62ZM99 64V65H98ZM118 64H120V63H118ZM154 64V63H153ZM166 64V63H165ZM164 64V65H165ZM179 64V63H178ZM181 64V63H180ZM200 64V63H199ZM199 64L198 63H196V64H193L194 66H193V69H194V71H195V69H196V71L197 72H199L198 70H197V68H200L199 67ZM203 64V63H202ZM205 64V63H204ZM203 64V65H204ZM209 63H207V65H208ZM217 64V63H216ZM220 64H221V59H220ZM229 64V63H228ZM112 65H114V67H115V63L114 64H111V66ZM157 65V64H156ZM155 65V66H156ZM160 65V64H159ZM159 65H157V66H159ZM191 65V64H190ZM209 65H211V64H209ZM214 65V64H213ZM219 65V64H218ZM111 66H107L108 68H110ZM148 66H151V65H148ZM154 66V65H153ZM169 66V65H168ZM171 66V65H170ZM220 66V65H219ZM113 67V66H112ZM114 67L112 68V69H107V71L108 70H110V71H112L113 69H114ZM117 67V66H116ZM120 67V66H119ZM119 67H118V69H119ZM145 67V66H144ZM146 67H147V64H146ZM145 67V68H146ZM173 67H175V65L173 66ZM172 67V68H173ZM180 67V66H179ZM211 67V66H210ZM214 67V66H213ZM230 66H228V68H229ZM232 67V68H233ZM92 68V67H91ZM90 68V69H91ZM104 68H103V71H104ZM141 68H143V67H141ZM148 68V67H147ZM146 68V69H147ZM156 67H154V69H155ZM168 68V67H167ZM166 68V69H167ZM202 68V67H201ZM206 68V67H205ZM209 68V67H208ZM217 68H219L218 66H217ZM224 68H226V67H224ZM232 68H229L230 70L232 69ZM95 68H93V70H94ZM153 69V70H154ZM159 69H161L160 67H159ZM178 69V68H177ZM191 69V68H190ZM211 69V68H210ZM213 69V68H212ZM93 70H91L93 73L95 72V71H93ZM99 70H101V69H99ZM139 70V69H138ZM149 70H150V68H149ZM157 70V69H156ZM155 70V71H156ZM174 70V69H173ZM172 70V71H173ZM187 70V69H186ZM209 69H207V72H210V71H208ZM216 70V69H215ZM224 70V69H223ZM72 71V70H71ZM82 71V70H81ZM89 71V70H88ZM102 71V70H101ZM101 71H100V73H101ZM110 71L108 72V75L106 74L107 72H105V78L104 79H107L106 78V76H111V75H114V74H110ZM116 71H118L117 69L114 71V72H116ZM137 71V70H136ZM200 71H202L201 69H200ZM222 71V70H221ZM220 71V73H222V72H224V71H222L221 72ZM74 72H75V70L74 71H72V73L74 74ZM97 72H99V71H97ZM113 72V73H114ZM148 72V71H147ZM162 72H163V70H162ZM165 72V71H164ZM163 72V74H162V76H161V74L159 75V72L157 71V76L155 75V77L154 76H151V78L152 77H154L153 78V80H156V82H157V79H156V77H159V76H161L162 78L164 77V80H165V77L166 76H164L166 73H164ZM167 72V71H166ZM182 72H184L183 70H182ZM181 72V73H182ZM234 72V71H233ZM58 73H60L59 71H58ZM88 73V72H87ZM153 73V72H152ZM169 72H167V74H168ZM173 73V72H172ZM172 73H170V74H172ZM176 73H177V71H176ZM179 73H180V71H179ZM186 73H187V71H186ZM189 73V72H188ZM216 73H217V71H216ZM215 73V74H216ZM232 73V72H231ZM230 73V74H231ZM55 74H57V72H55L54 73V75ZM75 74H77L76 72H75ZM74 74V75H75ZM80 74H81V72H80ZM102 74V73H101ZM101 74H99L100 76H101ZM140 74H141V72H140ZM149 75L151 74V72L150 73H148ZM199 74V73H198ZM202 74H203V72H202ZM218 74V73H217ZM222 74H224V75H227L228 76V74L226 73L225 74V72L224 73H222ZM234 74V73H233ZM232 74V75H233ZM58 75V74H57ZM57 75H55V77L57 78ZM88 75V74H87ZM95 75H96V73H95ZM169 75V74H168ZM176 75V74H175ZM204 75V74H203ZM213 75V74H212ZM220 75V74H219ZM218 75V76H219ZM223 75V76H224ZM59 77L61 76H64V75H61V74H59L58 75ZM70 76H72L71 74H69V77ZM97 76V75H96ZM139 76H141V75H139ZM179 76V75H178ZM207 76V75H206ZM205 76V77H206ZM211 76V75H210ZM222 76V77H223ZM226 76V77H227ZM53 77V76H52ZM74 77V76H73ZM79 76H76L75 75V78H78ZM86 77H88V76H86ZM95 77V76H94ZM103 77V76H102ZM146 77V76H145ZM149 77V76H148ZM159 78V79H162V78ZM174 77V76H173ZM188 77V76H187ZM202 77H204V76H202ZM201 75L199 74V76L197 75V77H196V79L198 80V81H202L201 80ZM220 77V76H219ZM221 77V79H223ZM232 77H234V75L232 76ZM231 76H230V78H232ZM54 78V77H53ZM64 78V77H63ZM68 78V77H67ZM75 78H74V80H75ZM108 78H110V77H108ZM117 78V77H116ZM142 77H140V79H141ZM150 78V79H151ZM167 78H168V76H167ZM170 78V77H169ZM176 78H178V77H176ZM214 78V77H213ZM212 78V76L211 77H208L207 78V80L208 79H210V80H212V81H214V79ZM228 78V77H227ZM58 79V83H59V78H57ZM57 79H55V80H53L52 79V81L54 82V81H56ZM72 79V78H71ZM80 79V78H79ZM84 79V78H83ZM83 79H81L82 81H83ZM112 79H113V77H112ZM115 79V78H114ZM114 79H113V81H114ZM117 79H119V78H117ZM135 79H139L138 77H135ZM184 79V78H183ZM189 79V78H188ZM191 79V78H190ZM190 79H189V82H190ZM193 79V78H192ZM220 79V80H221ZM63 80V79H62ZM73 80V81H74ZM78 80V79H77ZM86 80H88V78H86L83 82H86ZM90 80H91V77H90ZM89 80V82L91 83V81ZM93 80V79H92ZM120 80V79H119ZM118 80V81H119ZM143 80H145L144 78H143ZM143 80L142 81H140V83H142L143 82ZM152 80V79H151ZM151 80H148V82L149 81H151ZM179 80V79H178ZM180 80H181V78H180ZM197 80H196V82H197ZM218 80V79H217ZM51 81V82H52ZM69 82L70 81H72V80H68ZM72 81V82H73ZM79 81V80H78ZM117 81V82H118ZM122 81V80H121ZM159 82H161L160 80H158ZM182 81L183 80H181V84H182ZM192 81H194V80H192ZM227 81V80H226ZM74 82H76V81H74ZM81 82V81H80ZM106 82V81H105ZM146 82V81H145ZM147 82V83H148ZM155 82V81H154ZM153 82V84H155ZM159 82H157V84H159ZM162 82H163V80H162ZM161 82V83H162ZM169 82V81H168ZM177 82V81H176ZM184 82V81H183ZM215 82V81H214ZM213 82V83H214ZM217 82V81H216ZM218 82H220V81H218ZM56 83H57V81H56ZM60 83H61V79H60ZM107 84H108V82H106ZM106 83H104V85L106 84ZM140 83H139V86H140ZM144 83V82H143ZM142 83V84H143ZM175 83V82H174ZM205 83V82H204ZM203 83V84H204ZM221 83V82H220ZM219 83V84H220ZM55 84V83H54ZM53 84V85H54ZM81 84V85H80ZM82 84L83 83H78V82H76V85L74 84V87L71 85V86H67V87H61L62 85H60L59 87H60V91L57 89V91H56V93L59 91V93L60 92H62L61 94H63V92H64V94L66 93V94H69V98H70V96H71V94L72 95H78V94H80V93H75V92H79L78 90H80L81 88L83 89V87L85 86L84 84V86H82ZM86 84V83H85ZM89 84V83H88ZM88 84H86V86L88 85ZM111 84H112V82H111ZM120 84H122V83H120ZM141 84V85H142ZM152 84V81L150 82V85ZM162 84H164V83H162ZM170 84V83H169ZM177 84V83H176ZM184 84H186V83H184ZM190 84V83H189ZM196 84H200V83H196ZM215 84V83H214ZM225 84V83H224ZM224 84H223V86H224ZM228 83H226V85H227ZM242 84H244V87L247 85L248 87H249V89H248V91L247 92H243L241 89L243 88V85ZM58 85V84H57ZM56 85V86H57ZM116 85V84H115ZM144 85V84H143ZM148 85V84H147ZM156 85V84H155ZM160 85V84H159ZM159 85H156L157 86V88H158V86ZM168 85V84H167ZM180 85V84H179ZM183 85V84H182ZM211 85V84H210ZM221 85V84H220ZM229 85V84H228ZM240 85H242V86H240ZM80 86V87H79ZM82 86V87H81ZM89 86V85H88ZM91 86H92V84H91ZM111 86V85H110ZM117 86H119L118 84H117ZM146 86V85H145ZM153 87H154V85H152ZM156 86H155V88H154V90L153 91H155V89H156ZM163 86V85H162ZM161 86V87H162ZM169 86V85H168ZM174 86H176V85H174ZM185 86V85H184ZM183 86V87H184ZM205 86H207L206 84H205ZM246 86V87H247ZM58 87V86H57ZM103 87V86H102ZM102 87H101V89H102ZM106 87H108V86H106ZM112 87H114L113 86V84H112V86H111V88ZM152 87V88H153ZM172 86H170V88H171ZM180 87V86H179ZM196 87H197V85H196ZM209 87H211V86H209ZM241 87V88H240ZM71 88H73L72 90L74 91V92H72V91H70V89ZM90 88V87H89ZM110 88V87H109ZM108 88V89H109ZM115 88H117L116 86H115ZM114 88V89H115ZM147 88H148V86H147ZM147 88L145 87H143V89L145 90V91H140V92H142V93H140V92H136L135 94L132 92L131 93V95L133 96H131V98H133V99H130V100H134L133 102L132 101H127V104H126V99H129V98H126L125 99V101L123 102L127 107L130 105V107H128V108H130V109H134V110H130L129 109V112H128V110H127V107H126V109H125V107H123V108H121V106L119 107V108H121V112L120 111H118V112H120L121 113V116H118L117 114H118V112H117V110L116 111H114L113 112V110H112V113H110V110L108 109V111H109V113H107V111H105L104 109H103V111L106 113L104 116L105 117H109L108 119H110V121L112 120L111 118H113V121H115L114 119H116L117 118V116H118V118H117V120H119V119H121V118H124V116H125V118L124 119H122V120H120V121H122V122H125L127 119L128 120H130L129 122H135V120H136V118H137V115L141 112L140 111V107H139V105H141V107L143 106V98L149 93L148 91H147ZM151 88V87H150ZM165 88H166V85H165ZM174 88V87H173ZM176 88V87H175ZM197 88H199V87H197ZM201 88H204V87H201ZM201 88H199V90H201ZM208 88V87H207ZM207 88H206V90H207ZM81 89V91L80 92H82L83 91V93H84V90H82ZM87 89V88H86ZM94 89H95V87H94ZM98 89V88H97ZM121 89V88H120ZM140 89H141V86H140ZM167 89V88H166ZM180 89V88H179ZM192 89V88H191ZM196 89V88H195ZM194 89V90H195ZM223 89V88H222ZM91 90V89H90ZM96 90V89H95ZM103 90V89H102ZM116 90V89H115ZM119 90V89H118ZM122 90V89H121ZM139 90V89H138ZM137 90V91H138ZM151 90V89H150ZM149 90V91H150ZM151 90V91H152ZM158 90V89H157ZM156 90V91H157ZM175 90V89H174ZM198 90V89H197ZM205 90V91H206ZM86 91V90H85ZM104 91H106V88L103 90V92ZM117 91V90H116ZM123 91H124V89H123ZM123 91H121V93L123 92ZM182 91H184L185 93H188V92H186L187 91V89H186V91H185V89L184 90H182ZM182 91H180L181 92V94H182ZM201 91H204V89L203 90H201ZM246 91V90H245ZM91 92V91H90ZM89 92V93H90ZM97 92V91H96ZM95 92V93H96ZM99 92V91H98ZM101 92V91H100ZM99 92V93H100ZM108 92V91H107ZM111 92V91H110ZM112 92H115V91H112ZM148 92V93H147ZM161 92V91H160ZM163 92V91H162ZM162 92H161V94H162ZM175 92H176V90H175ZM93 93V92H92ZM97 94L98 95V97L100 96H104V94L103 93H101L102 95H100V94ZM106 93V92H105ZM109 93V92H108ZM116 93V92H115ZM137 93H139L140 95H137ZM164 93V92H163ZM192 93V92H191ZM194 93V92H193ZM198 93V92H197ZM193 94L194 96H192V99H193V97H194V102L195 101H200V100H198V98L201 96L200 94V96L198 95V94ZM200 93V92H199ZM202 93V92H201ZM220 93V94H219ZM85 95H86V93H84ZM94 94V93H93ZM107 94V93H106ZM144 94H146V95H144ZM158 94V93H157ZM175 94H178V93H175ZM174 94V95H175ZM180 94V93H179ZM203 94H204V92H203ZM109 95H111V93H109ZM119 95V94H118ZM117 95V96H118ZM130 95V94H129ZM137 96V98L135 99V97ZM149 95V94H148ZM153 95H154V93H153ZM156 95V94H155ZM166 95V94H165ZM173 95V96H174ZM184 95V94H183ZM186 95V94H185ZM191 95V94H190ZM81 95H79V97H80ZM86 96H88V94L86 95ZM112 96V95H111ZM143 98H142V97ZM158 96H160V95H158ZM163 96V95H162ZM162 96H161V98H162ZM167 96H168V94H167ZM173 96H171V97H173ZM177 96V97H176ZM175 97L177 98V101H178V95H176ZM182 96V95H181ZM76 98H77V96H75ZM75 97H71L73 100H71V101H69L70 103H69V106L71 107V104H76L77 103V99H78V102H79V104L77 103L76 105L78 106V105H81L83 102L81 101V97H83V96H81L80 98H75ZM97 96H96V94H94V98H93V100L91 99V103L92 102H94L95 101V103L96 102H98V98ZM108 96H106V98H107ZM124 97V96H123ZM128 97V96H127ZM148 97V96H147ZM151 97V96H150ZM153 97V96H152ZM151 97V98H152ZM163 97H165V96H163ZM191 97V96H190ZM203 97V96H202ZM70 98V99H71ZM84 98V97H83ZM101 98H103V97H101ZM105 98V97H104ZM105 98V99H106ZM109 98V100H110V96L108 97ZM108 98H107V100H108ZM119 98V97H118ZM120 98L122 99V97L120 96ZM146 98V97H145ZM151 98H150V101H151ZM157 98V97H156ZM186 97L184 96V99H185ZM189 98V97H188ZM76 99V100H75ZM80 99V100H79ZM88 100L87 99V97H85L84 98V100ZM115 99V98H114ZM113 99V100H114ZM120 99V100H121ZM140 99V100H139ZM149 99V98H148ZM164 99V98H163ZM165 99H167V97L165 98ZM175 99V98H174ZM192 99H190V100H192ZM200 99H201V97H200ZM203 99V98H202ZM75 100V101H74ZM83 100V101H84ZM101 100V99H100ZM106 100V101H107ZM115 100H117V101H119L118 99H115ZM152 100H153V98H152ZM157 100H158V98H157ZM156 100V102H158ZM186 100H188V99H186ZM74 101V102H73ZM103 101H104V99H103ZM136 101H137V103H136ZM140 101V102H139ZM147 101V100H146ZM176 101V102H177ZM182 101V100H181ZM82 102V103H81ZM89 102V101H88ZM87 102V103H88ZM108 102V101H107ZM106 102V103H107ZM135 102V105H133V103ZM154 102V101H153ZM159 102H160V98H159ZM158 102V103H159ZM180 102V101H179ZM178 102V103H179ZM185 102V101H184ZM201 102V101H200ZM206 102V101H205ZM81 103V104H80ZM95 103H94V105H95ZM105 103V102H104ZM122 103V102H121ZM120 103V104H121ZM129 103V104H128ZM141 103V104H140ZM192 103H193V100H192ZM207 103V102H206ZM210 103V104H211ZM108 104V103H107ZM106 104V105H107ZM114 104V103H113ZM120 104H118V105H120ZM124 104H122V106L124 105ZM138 104V105H137ZM146 104H147V102H146ZM150 104H152V103H150ZM156 104V103H155ZM186 104H187V102H186ZM190 103H188V105H189ZM197 104V103H196ZM199 104V103H198ZM205 104V103H204ZM208 104V103H207ZM76 105H74V107L76 106ZM82 105H84V103L82 104ZM88 105V104H87ZM89 105H90V107H91V105L93 106V103L92 104H90L89 103ZM96 105H97V103H96ZM98 105H99V103H98ZM97 105V106H98ZM103 105V108H104V104H102ZM115 105V104H114ZM114 105H111V107L112 108H114L115 109V107H113ZM124 105V106H125ZM159 105V104H158ZM161 105V104H160ZM187 105V106H188ZM195 104L193 103V106H194ZM201 105V104H200ZM85 106V105H84ZM100 106V105H99ZM107 106H110V105H107ZM106 106V108H108ZM146 106V105H145ZM191 106H192V104H191ZM199 106V105H198ZM202 106H203V103H202ZM205 106V105H204ZM83 107V106H82ZM82 107L80 108V109H78L79 110V112H81L82 111ZM86 107V106H85ZM89 107V106H88ZM117 107V106H116ZM144 107V106H143ZM163 107V106H162ZM190 107V106H189ZM76 108V107H75ZM77 108H79V106L77 107ZM87 108V107H86ZM102 108V107H101ZM101 108H99V109H101ZM110 108V107H109ZM118 108V110H120ZM194 108V107H193ZM192 108V109H193ZM200 108H202V109H200ZM204 108H206L205 110H204ZM225 108V109H224ZM73 109V108H72ZM91 109V110H90ZM98 109V108H97ZM98 109V110H99ZM124 109V110H123ZM146 108L144 107V109L142 108V111L144 112V110H145ZM156 109V108H155ZM162 109H165L164 107L162 108ZM187 109H189V108H187ZM194 109V110H195ZM210 109V110H209ZM222 109V111L224 112V113H226V115H222L220 112H219V110H221ZM77 110V111H78ZM89 110V111H88ZM88 110H86V113H85V109L83 110L84 111V113H82V114H80V116L78 115V117H77V119L79 118V117H81V115L83 116L82 118L84 119V117L85 118H87L88 120H92V121H94L95 123H94V127H92V130H94V131H92L91 129H90V132L89 131H87V132H89V133H97L96 135H98V132H97V130L99 129L100 130V128H102V130L103 131H101L102 132V134L103 133H107L108 135H106L107 136V138H106V140L103 138V140L101 139V138H99L98 136L96 137L95 136V141H94V139L92 140V141H94V142H96L97 141V139H101L100 141L101 142H103V143H98V144H95L96 146L97 145H100V144H102V145H100V147L99 146H97V147H95V145H94V147L95 148H97L98 149V151L100 152H94V155L95 154H97L98 156H97V158L96 159H98V158H103V161L104 160H106V161H108L107 159L108 158H106V156L107 155H110V154H108L109 152H111V153H116L117 151H120L121 152V150L123 149V148H121V145H122V141H123V139L122 140H120L121 142H120V144H118L119 143V141L117 142L116 141V138H118V136L120 135L121 136V134L122 133H120L121 132V130H120V132H118V136L115 138L114 137V129H116V130H119L120 129V127H121V125L119 124V126L117 125L116 126V128H115V124H114V127H112L111 129H113V130H110V126H113V125H109V123H110V121H109V123H108V121H107V119L106 120H104V118L103 117H101V116H98V113H99V111H98V113H97V111H95L96 110V106H95V108H94V106L92 107V108H89ZM94 110V111H93ZM148 110V109H147ZM88 111V112H87ZM91 111H93V112H91ZM136 111V112H135ZM146 111V110H145ZM153 111V110H152ZM158 111V110H157ZM160 111V110H159ZM201 113H200V112ZM208 111V113L206 114L205 112H207ZM116 112H117V114H116ZM147 112H149V111H147ZM160 112H162V111H160ZM185 112V111H184ZM187 112V111H186ZM191 111H188L187 113H190ZM194 112V111H193ZM222 112V113H223ZM78 113V112H77ZM120 113H119V115H120ZM130 113V114H129ZM133 113V114H132ZM135 113V114H134ZM153 113H154V111H153ZM152 113V114H153ZM163 113V112H162ZM100 114V113H99ZM104 114V113H103ZM141 115H142V113H140ZM139 114V115H140ZM150 114H151V110H150ZM155 114V113H154ZM156 114H158V112H156ZM160 114V113H159ZM186 114V113H185ZM192 114V113H191ZM191 114H190V116H191ZM204 114V115H203ZM94 115H97V117H95ZM128 115V116H127ZM129 115H131V116H129ZM132 115H134V116H132ZM145 115H146V113H145ZM161 115V114H160ZM187 115V114H186ZM143 116V115H142ZM142 116H141V118H142ZM156 116V115H155ZM154 115H152V117H155ZM158 116V115H157ZM188 116V115H187ZM193 116V115H192ZM254 116V117H253ZM65 117V116H64ZM68 117V116H67ZM73 117V116H72ZM119 117H121V118H119ZM150 117V116H149ZM186 116L184 115V118L183 119H186L185 118ZM1 118V117H0ZM5 118H7V116L6 115H2V119L4 120ZM66 118V117H65ZM70 118V117H69ZM82 118H81V120H82ZM138 118H139V116H138ZM137 118V119H138ZM140 118V119H141ZM227 118V120H224V119H226ZM255 120H254V119ZM259 118V119H260ZM22 119H24V117L22 118ZM74 120H75V118H73ZM87 119H84L85 121L87 120ZM143 120H144V116H143V118H142ZM191 119V118H190ZM229 119V120H228ZM80 120V121H81ZM127 120V121H128ZM143 120H141V121H143ZM187 120V119H186ZM251 120H254V122H252ZM263 120H261V122L260 123H262V121ZM85 121H83V122H85ZM125 122V123H127V124H130V123H128V122ZM87 122V121H86ZM91 122V121H90ZM115 122H118V121H115ZM140 122V121H139ZM187 122V121H186ZM196 122V123H195ZM200 122V123H199ZM264 122V121H263ZM89 123V122H88ZM140 123H143V122H140ZM182 123V122H181ZM184 123H185V120H184ZM224 123V126H222V124ZM259 123V124H260ZM93 124V123H92ZM92 124H90L91 126H92ZM118 124V123H117ZM124 124V123H123ZM137 124H138V122H137ZM136 124V125H137ZM188 124V123H187ZM191 124V123H190ZM144 125H146V124H144ZM143 125V127L144 128H146V126H144ZM181 125H183V124H181ZM90 126V127H91ZM101 126V127H100ZM132 126H134L133 124H132ZM138 126V125H137ZM140 126V125H139ZM180 126V125H179ZM178 126V127H179ZM184 126V125H183ZM183 126H180V127H183ZM186 126V125H185ZM196 127H197V125H195ZM124 127H125V124H124ZM143 127L142 126H140V128H142V130H143ZM61 128H62V125L59 127V130H61ZM123 128V126L121 127V129ZM129 128V127H128ZM135 129L137 128L136 126L134 127ZM139 128V129H140ZM148 128V127H147ZM146 128V129H147ZM187 127H186V130H187V132L189 131V129H188ZM200 128V129H199ZM55 129H57V128H55ZM125 129H127V128H125ZM132 129H133V127H132ZM146 129H144V130H146ZM184 129V128H183ZM58 130V132H60ZM98 130V131H99ZM122 130H124V129H122ZM137 130H138V128H137ZM137 130H136V135L138 136H134L133 135V133L131 134L130 132V134L132 135V136H130V138L132 137V141H131V143L132 144H135L136 142H142L141 144H137V146L138 145H140V146H142L143 144H146V143H148V144H150V143H152V145L155 147V145H154V143L153 142H150V140L149 139H147V140H145L144 139V136H145V134L146 135H148L147 134V132H145V134L143 135V134H140L141 132H142V130L140 131V132H137ZM159 130V131H158ZM160 130L161 129H157V130H150V131H152V133H154L153 134V138H156V136H159L160 135V137H157L158 138V141L160 140H162V142L164 143V140L163 139H161L162 138V136H161V132H160ZM170 129H168L167 131H169ZM185 130V131H186ZM238 130L240 131L241 130V132L240 133H242V134H240V133H238ZM57 131V130H56ZM92 131V132H91ZM96 131V132H95ZM125 131H127V130H125ZM128 131H131V130H129L128 129ZM172 130H170V132H171ZM178 131V132H177ZM62 132V131H61ZM80 132H81V130H80ZM113 134H112V133ZM123 132V131H122ZM135 132V131H134ZM144 132V131H143ZM164 132V131H163ZM166 132V131H165ZM170 132H168L169 134H170ZM243 132H245V133H243ZM62 133H64V132H62ZM89 133H85V134H89ZM127 133V132H126ZM125 133V134H126ZM157 133V134H156ZM167 133V132H166ZM167 133V134H168ZM172 133V132H171ZM174 133H172V134H174ZM189 133V134H190ZM201 135H200V134ZM205 133V134H204ZM262 133H263V135H264V130H262ZM91 134H89V135H86L87 137L85 138V136H79V138H77L78 137V135H76L74 138L76 139H74L75 141H79L80 142V144L82 145V143L81 142H83V141H91V139H92V137L91 136H93V135H91ZM101 134V133H100ZM104 134V135H105ZM128 134V133H127ZM129 134V135H130ZM159 134V135H158ZM165 133H163V135H164ZM168 134V135H169ZM179 134H181V133H179ZM244 134V135H243ZM246 134V135H245ZM248 134H249V136H248ZM83 135V134H82ZM123 135V134H122ZM129 135H128V137H129ZM141 135V136H140ZM166 135V134H165ZM164 135V136H165ZM167 135V136H168ZM182 135V134H181ZM183 135H185L184 134V132H183ZM197 135V136H196ZM206 135H207V138L208 139H206L205 141H203L204 139V137L206 138ZM74 136V135H73ZM111 136L113 137V138H111ZM166 136V137H167ZM191 136V137H190ZM250 136H252V137H250ZM90 137V138H89ZM105 137V136H104ZM122 137H124V136H122ZM126 137V136H125ZM165 137V138H166ZM201 137H203L202 139H201ZM255 137V136H254ZM94 138V137H93ZM145 138H146V136H145ZM160 138V139H159ZM168 138V137H167ZM178 138L180 139V140H183L182 142V144H184V145H182L181 144V141L180 140H178ZM78 139H80V140H78ZM88 139V140H87ZM90 139V140H89ZM114 139V140H113ZM170 139H169V141H170ZM189 139V140H188ZM83 140V141H82ZM124 140H127V139H124ZM157 140V139H156ZM184 140L187 142V140L189 141V143H192V141H193V143H195V144H188V143H186V142H184ZM158 141H156V142H158ZM166 141H168V140H166ZM180 141V142H179ZM201 141V142H200ZM117 142V143H116ZM144 142V143H143ZM146 142V143H145ZM150 142V143H149ZM172 142V141H171ZM89 143V142H88ZM88 143H86V144H88ZM92 143V142H91ZM114 143V144H113ZM124 143V142H123ZM128 143V142H127ZM161 143V142H160ZM170 142H168V147H170L169 144ZM175 143H177L176 145H175ZM200 143V144H199ZM85 144V143H84ZM84 144L82 145L83 147H84ZM94 144V143H93ZM93 144L92 145H90L89 147H92L93 148ZM117 144H118V146H117ZM156 144V143H155ZM159 144V143H158ZM157 144V146H160V145H158ZM198 144V145H197ZM103 145H104V148H103ZM120 145V146H119ZM129 145H131L130 143H129ZM136 145V144H135ZM135 145H134V147H135ZM147 145V144H146ZM151 145V144H150ZM150 145H148L147 147H150ZM88 146V145H87ZM102 146V147H101ZM110 146V147H109ZM124 147L126 146V145H123ZM131 146H133V145H131ZM140 146H139V148H140ZM143 146H145V145H143ZM162 146H165V144L164 145H162ZM179 146V149L177 148ZM105 147L107 148V149H110V150H108V153H106V151L107 150H105L104 151V149H105ZM119 147L121 148V149H119ZM129 147V146H128ZM147 147H146V149H147ZM167 147V146H166ZM166 147H164V148H166ZM167 147V149L169 150V148ZM103 148V149H102ZM112 148H114V149H112ZM130 148V147H129ZM143 148V147H142ZM158 148V147H157ZM156 148V149H157ZM160 148V147H159ZM158 148V149H159ZM263 148H261L260 149V151L261 152H263ZM83 149V148H82ZM91 149V148H90ZM126 149V148H125ZM124 149V150H125ZM133 149V148H132ZM131 148H130V150H132ZM156 149H154V148H152V151L154 150V152L156 151L157 152V150ZM178 149V150H177ZM100 150H102V151H100ZM122 151L121 153L123 154V155H125V153H126V155H127V149L125 150V151ZM136 150H138V149H136ZM148 150H149V152L151 151V148L149 149L148 148ZM147 150V151H148ZM160 150V149H159ZM162 150H166V149H163L162 148ZM167 150V151H168ZM81 151V150H80ZM134 151V150H133ZM146 151V152H147ZM151 151V152H152ZM167 151H165L164 153H167ZM254 151V153L256 154L255 156H254V154L252 153ZM129 152V151H128ZM162 152V151H161ZM131 153V152H130ZM153 153V152H152ZM151 153V154H152ZM163 153V152H162ZM163 153V154H164ZM150 154V155H151ZM154 154V153H153ZM102 155H103V157H102ZM155 155V154H154ZM173 155H174V157H173ZM176 155V156H175ZM263 155V156H262ZM91 156H93V154L91 155ZM90 156V157H91ZM100 156V157H99ZM167 156V155H166ZM95 157V156H94ZM168 157V156H167ZM166 157V158H167ZM92 158V157H91ZM145 158H147V157H145ZM253 158H256L257 160H254ZM162 159V158H161ZM160 159V160H161ZM164 159H165V157H164ZM169 159V158H168ZM92 160H93V158H92ZM170 160V159H169ZM262 160V159H261ZM95 161H97V160H95ZM165 161V160H164ZM168 161V160H167ZM167 161H165V162H167ZM171 161H173V160H170V162ZM162 162V161H161ZM164 162V163H165ZM262 164H264L263 163V161H260ZM157 163V162H156ZM258 163V162H257ZM261 163H260V165H261ZM172 164V163H171ZM195 164V165H194ZM199 164H201L202 165V167H201V165L200 166H198ZM191 165L192 166H195V168L194 167H192L191 168ZM254 165H256V166H254ZM258 165H259V163H258ZM159 166V165H158ZM164 166H166V164L164 165ZM168 167L169 166H171V165H167ZM188 166V167H187ZM206 166V167H205ZM250 166V165H249ZM261 166H263V165H261ZM160 167V168H161ZM199 167V168H198ZM253 167V168H252ZM258 167V166H257ZM159 168V169H160ZM172 168V169H171ZM188 170H187V169ZM201 168V169H200ZM203 168V169H202ZM261 167H259V169H260ZM157 169V168H156ZM162 169V168H161ZM191 169V170H190ZM197 169H199V170H197ZM163 170V169H162ZM161 170V171H162ZM163 170V171H164ZM187 170V171H186ZM255 170H258L257 168L255 169ZM254 170V171H255ZM261 170V169H260ZM264 171V170H263ZM263 171H262V173H263ZM160 172V171H159ZM166 172V173H167ZM184 172H186V174L184 173ZM165 172H164V174L165 175H168V174H166ZM260 173H261V171H260ZM259 173V174H260ZM262 173H261V175H262ZM159 174V173H158ZM163 175V174H162ZM158 176V175H157ZM263 176V175H262ZM169 178V177H168ZM264 178V177H263ZM1 179V178H0ZM261 179V178H260ZM3 180V179H2ZM6 180V181H5ZM168 180V179H167ZM259 180V182H257ZM1 181V180H0ZM263 181V180H262ZM261 181V182H262ZM4 182L7 184V182H8V179H4ZM154 182V181H153ZM156 183L158 182L157 180L155 181ZM1 183V182H0ZM10 183V182H9ZM150 184L149 186H157L158 184ZM263 183H264V181H263ZM162 185V186H163ZM146 186H148V185H146ZM171 186V187H170ZM79 187V186H78ZM0 188H1V186H0ZM74 188V187H73ZM72 187H71V189H73ZM90 189V191H91V193H92V195L94 196L95 194H93V186H91L89 183H82V184H80V187H79V189ZM150 188V187H149ZM152 188V187H151ZM160 188V187H159ZM172 188H173V190H172ZM175 188H177V189H175ZM77 189V188H76ZM76 189H74V191H76V196H77V194H78V196H81L83 193L82 192H80V190L78 191V192H80V193H77V190ZM155 189V188H154ZM154 189H153V191H154ZM157 189V188H156ZM161 189H162V187H161ZM167 189V190H166ZM158 190V189H157ZM176 190V191H175ZM73 191V192H74ZM147 190H145V192H146ZM152 191V190H151ZM150 191V189H149V192H151ZM72 192V191H71ZM70 192V193H71ZM69 193V194H70ZM91 193L89 194L90 196H88V197H90V198H93V196H91ZM148 193V192H147ZM156 193V192H155ZM158 193V192H157ZM189 193V194H188ZM190 193L192 194L191 196H189L190 195ZM195 193V194H194ZM79 194H81V195H79ZM154 194V193H153ZM153 194H151V195H153ZM159 194H161V193H159ZM164 194V195H165ZM182 194V195H181ZM70 195H72V194H70ZM149 195V194H148ZM156 195V194H155ZM154 195V196H155ZM163 195V196H164ZM165 195V196H166ZM181 195V196H180ZM189 197H188V196ZM75 196V197H76ZM87 196V195H86ZM96 196V195H95ZM94 196V197H95ZM180 196V197H179ZM82 197V196H81ZM88 197H86V199L88 198ZM160 197V196H159ZM174 197H175V195H174ZM191 197V198H190ZM70 198L71 197H68V200H70ZM170 198H172V197H170ZM187 198V199H186ZM188 198H190V199H188ZM75 199H79L78 197L77 198H75ZM75 199H73V200H75ZM81 199H83V197L81 198ZM95 199V198H94ZM94 199H92L93 201H95ZM82 201V200H81ZM80 200L79 201H74L73 202V205H75V207L73 206L72 208L73 209H69L70 211H71V214H73L72 215V217L73 216H75V215H77V218L79 217V220H75L76 221V223H75V221L73 222V220H72V217H71V219H70V221L72 220V222L73 223H75V226H77L76 224H78V226H79V228H80V230H81V228H82V224H83V222H81L82 220L84 221V223L85 222H87L88 221V219L89 220H91L92 218H93V220L95 219V220H97V219H101L100 217H102L103 218V216L105 217V214H102L101 212L103 211L102 209H104L105 207L103 206V205H99V203L97 204V206L99 205V207H97L96 206V201L94 202V206H95V208L97 209V208H99L100 209V207H101V210L102 211H100L99 209L97 210V212L99 213V214H101V216L99 217V214H97V212H96V209H95V211L94 210H90V209H94V207L92 206V208H89V206L88 205H90L91 206V204L93 205V202L91 201L90 202V200H89V202L91 203H89L88 204V200H86V203H85V206L83 205L84 203H82ZM83 201H85V199H83ZM77 202H79L80 204H78ZM74 203H76V204H74ZM102 203H104V205L105 204H107L106 202H102ZM184 203H186V202H184ZM88 204V205H87ZM101 204V203H100ZM78 205H80V207L78 206ZM103 207V208H102ZM66 208V207H65ZM75 208V209H74ZM78 208V209H77ZM191 208H192V211H190L191 210ZM225 208V209H224ZM223 209H224V211H223ZM226 209H227V213L225 214V215H228L229 214V217H228V219H234L236 216H237V220L236 221H232V224L230 225V222L227 224V223H225V222H223L222 220H219L218 218H217V216H221L222 215V213H225V211H226ZM68 210V209H67ZM76 210V211H75ZM90 210V211H89ZM90 212L91 214L93 213V214H96L95 216H98L99 218H95L94 217V215H91L90 213H88V212ZM94 211V212H93ZM66 212H68V211H66ZM74 212H75V214H74ZM87 213V214H86ZM103 213H105L104 211H103ZM200 213V214H199ZM220 213V214H219ZM67 214V213H66ZM69 214H70V212H69ZM70 214V215H71ZM90 215V217H88L89 215ZM219 214V215H218ZM82 215H85V216H82ZM103 215V216H102ZM239 215V216H238ZM84 217V219H82V218ZM86 217H88V218H86ZM222 217H224V216H222ZM81 218V219H80ZM216 219L217 218V220H218V222L217 223H213V219ZM75 219V218H74ZM87 219V220H86ZM106 219V218H105ZM196 219V221H195V223H197L198 222V220ZM226 219V218H225ZM102 220V219H101ZM100 220V221H101ZM104 220V219H103ZM77 221H79L78 223H77ZM239 221V222H238ZM259 223H258V222ZM263 221V222H262ZM81 222V224H79ZM101 222H103L104 223V227H103V225H101L100 226V229H103V228H105V227H107V228H110V227H108V222H110V221H101ZM107 222V226H106V223ZM257 222V223H256ZM71 223V222H70ZM103 223H101V224H103ZM254 223H250V225H248V226H251V225H254ZM263 223V224H262ZM261 226H260V225ZM70 225H72V226H70ZM75 226L73 225V224H68V227H71V228H73L74 229V231L75 230H79V228H75ZM81 226V227H80ZM242 226V227H241ZM85 227V226H84ZM84 227L82 228L84 231H85V229H84ZM98 227V226H97ZM96 227V228H97ZM228 227V228H227ZM71 228H68V229H71ZM86 229H87V227H85ZM93 228V227H92ZM113 228V233H114V227H112ZM112 228H110V231L112 230ZM226 228V229H225ZM241 228V229H240ZM255 229L254 228V230H257L258 231V229ZM263 228H264V226H262L261 227V230L259 229V234L260 233H262L263 232ZM73 229H71L72 231H73ZM89 229V228H88ZM87 229V230H88ZM95 229V228H94ZM99 229V228H98ZM76 231V232H78V234H79V232H83V230L82 231ZM96 231H97V229H95ZM94 230V231H95ZM105 230H109V229H105ZM72 231H68V233L70 234V237H69V235H68V233H67V235H68V237H69V239L70 238H72L71 236H73V238H75L74 237V235H71V232ZM74 231H73V233L72 234H74ZM89 231H90V229H89ZM92 231V232H91ZM90 232L91 233H93L94 234V232H93V230H91ZM103 232H108V231H104V230H102ZM102 231L100 232V230H99V232L100 233H102ZM109 231V232H110ZM256 231V232H257ZM85 232H87V231H85ZM90 232H88L87 234H88V236H91L92 237V235L90 234ZM98 232V231H97ZM77 234V235H78ZM85 235H86V233H84ZM83 233H82V235L83 236H81V234H79L80 235V238H79V236H77L78 237V239L76 238V240H79L80 239V241H82V242H79L78 241V246L81 244V243H83V241H85L84 239L85 238H87V235L85 236ZM90 234V235H89ZM95 234H96V232H95ZM95 234H94V236H93V238H95L97 235H98V237L97 238H95L96 240H99L101 237H99V235L100 234H97L96 236H95ZM109 234V233H108ZM111 235H112V233H110ZM107 236V234H105V233H102V236ZM111 235H109L110 237H111ZM262 235H264V234H261V236ZM85 236V237H84ZM105 236V237H106ZM113 236V235H112ZM67 237V236H66ZM81 237H82V239H83V237H84V239L82 240L81 239ZM110 237H108L107 236V238H110ZM263 237V236H262ZM91 239V238H90ZM89 239V240H90ZM102 239V238H101ZM103 239H106V238H103ZM102 239V240H103ZM73 240V239H72ZM75 239H74V242L76 241ZM92 240H94V239H91L90 241H92ZM89 241V242H90ZM100 241V240H99ZM77 242V241H76ZM73 243V242H72ZM250 244V243H249ZM245 245V246H244ZM95 246V245H94ZM180 246H182V245H180ZM192 246V247H191ZM178 247V246H177ZM176 247V250L178 249ZM187 247V248H186ZM249 247V246H248ZM171 248V247H170ZM175 249V248H174ZM168 252V253H169ZM167 255H169V254H167ZM196 255V256H195ZM178 256L180 257L179 258V260H177L178 259ZM198 261V262H199ZM177 264V263H176Z\"/></svg>","mask_w":264,"mask_h":264}]
</instances>
